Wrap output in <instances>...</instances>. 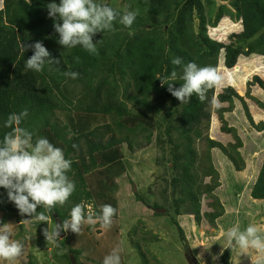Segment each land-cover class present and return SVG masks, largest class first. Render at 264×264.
Here are the masks:
<instances>
[{
	"label": "trees",
	"instance_id": "obj_1",
	"mask_svg": "<svg viewBox=\"0 0 264 264\" xmlns=\"http://www.w3.org/2000/svg\"><path fill=\"white\" fill-rule=\"evenodd\" d=\"M50 2L52 0H1L0 9V139L10 131L3 127L8 115L27 108L29 115L20 126L33 133L32 143L39 137H46L72 161L68 175L76 184V190L69 197L73 204L67 210L57 204L50 211L43 206L37 211L62 224L63 220L70 218L74 205L83 204L85 209V204L92 203L96 195V198L102 196L93 188L89 189L87 181L91 182V175L97 174L94 184L105 187L111 176H121L127 167L121 146L126 143L129 149L134 150L136 143L130 133H137L139 129L147 132V143L151 144L157 130L155 140L162 149L158 163H166L175 175L170 178L171 190H163L165 203H154V207L165 208L167 214L173 210L176 215H191L197 224H201L203 218L215 224L224 215L222 203L216 200L212 204L215 210L209 213H202L201 204L202 193L213 194L220 186V174L212 164L211 151L219 149L237 171L246 169L239 150L243 147V140L234 127H228L224 117L226 112L233 110L234 99L242 102L244 99L232 86L218 95L221 103L230 104L227 108H216L224 123L222 130L232 133L236 141L225 146L204 137L211 121L212 106L208 101L215 97V87L206 91V102H200L194 94L189 102L181 103L168 91V85H162L157 77H170L175 70L177 77L170 82L174 90L179 89L183 83L182 66L171 62L179 57L184 63L194 61L199 66L218 68L224 78L216 86L220 91L226 83L229 84L228 75L234 68H241L237 64L240 56H264V0H230L229 4L222 3L218 7L215 0H139L140 10H136L138 14L131 27H125L117 20L111 30L94 35L93 42L98 41L96 54H90L79 46L65 49L57 43L59 34L55 32L53 19L49 18L46 7ZM112 7L121 13L125 11L124 8ZM227 15L242 21L243 27L239 34L231 37L229 44L208 34V27H216L220 20V27L225 26ZM37 41L49 51L50 57L46 59L54 61L41 72L25 68V61L34 54V49L21 52V43L34 44ZM222 51L225 52L224 63L220 62ZM57 60L59 63H55ZM66 72H78L79 76L72 79L65 75ZM252 84L264 90V78L256 75L253 82H249ZM121 89L124 90L123 97L133 101L132 109L119 96ZM247 95L251 97L250 90ZM259 104L264 108L263 103ZM243 105L250 124L256 131L263 132L264 122L255 123L249 108L245 103ZM74 110L108 115L112 122L69 137L68 126L58 122L56 112ZM124 130L128 133L124 134ZM107 134L112 135L105 139ZM198 139L207 142L205 167L199 164L194 146ZM207 176L212 177L210 184L204 182ZM169 194L172 198L168 200ZM250 195L253 199L264 200V161ZM106 204L113 206L115 202ZM0 212L5 218L36 222L30 216L20 214L14 203L8 200L4 188H0ZM98 212L95 208L94 214ZM172 222L184 239V231L178 221L173 218ZM114 227L119 232L115 222ZM91 233H74L72 239L66 236L62 239L60 250L67 248L68 252L61 256L67 264H73L71 256L78 264H102L105 256L98 250L100 244ZM118 237L115 232V243ZM141 255L143 264H148L147 256ZM231 255L232 246L229 245L221 255L220 264H232ZM81 257L90 259V262L83 263ZM29 264L34 263L30 261Z\"/></svg>",
	"mask_w": 264,
	"mask_h": 264
},
{
	"label": "rangeland",
	"instance_id": "obj_2",
	"mask_svg": "<svg viewBox=\"0 0 264 264\" xmlns=\"http://www.w3.org/2000/svg\"><path fill=\"white\" fill-rule=\"evenodd\" d=\"M96 1L130 11L140 10L139 0ZM229 2L230 0H215L217 7L222 3L229 4ZM220 21L216 27H208V34L215 40L229 44L231 37L243 30L242 21H236L228 16L227 23L223 27H220ZM224 54L225 52L222 51L220 56V62L223 61V63ZM237 64L241 68L227 69L233 70L228 75L230 85L226 83L220 91L215 87V98L218 100V95L225 88L231 86L243 97L244 102L237 98L234 99L233 110L226 112L224 117L228 127H234L243 140V147L239 150L246 166L249 164L251 169L254 170L255 167L261 168L264 161V131L258 132L252 128L253 126L247 120L243 104L245 103L249 108L252 118L256 117L255 123H260L259 113L261 110L264 111V108L260 106L259 102L264 104V91L256 84L249 85V82H253L256 75L264 78V56H240ZM259 67L260 71H257ZM217 71L221 73L218 68ZM249 90L251 97L247 95ZM123 95L124 90L121 89L119 96L132 109L133 101L124 98ZM229 105L228 102H220L219 108H227ZM211 110L209 129L204 131V137L219 141L225 146L234 144L236 142L234 135L222 130L224 123L221 121L216 108L212 107ZM243 113L245 116H242ZM56 119L62 126H68L69 137L81 131H88L112 122L111 117L108 115L89 114L78 110L57 111ZM241 121L244 126L239 131ZM74 128L75 130H71ZM123 132L124 134L125 132L128 133L126 130ZM147 134V132H142L141 129L137 130V133H130L132 140L136 143L134 150L129 149L126 143L121 146L127 164L124 174V171H122L121 176H111V180L106 183L105 187H99L98 184L93 183L96 173L91 175V182L87 181L89 189L93 188L96 194L101 193L102 196L96 198V195L92 203L85 204L86 214H94L95 208L100 210L101 205L107 202H115L113 207L116 209L114 215L116 219H113L110 228L101 227L99 222L95 225L84 223L81 227V232L86 233L87 231V235L90 231L92 232L93 238L100 244L98 250L101 251L103 256L109 254L113 250L111 247L114 246L113 248L120 249L122 264H143V256L141 255L143 253L147 256L148 264H188L187 258L191 254L197 258L200 264H220L223 251L230 245L226 238V232L230 228L238 226L243 230L249 225H254L264 235V200H253L250 195L257 176L245 173V169L237 171L228 158L226 162L219 161L217 156H220L221 152L216 148L211 151L212 164L220 174V186L214 190L213 194L202 193V213L213 212L215 209L212 204L219 200L224 206V215L219 217L215 224H211L206 218L202 219L201 224H197L194 217L188 214L176 215L173 210L170 212L171 214H167V210L159 212L153 204L162 205L165 203L163 190H171L170 178L175 174L166 163H158L162 156V149L157 146L155 140L158 136L157 130L154 131L151 144L147 143ZM111 135L107 134L105 139H108ZM115 136L120 137L121 134ZM194 146L198 153L199 164L205 167L206 140L198 139L195 141ZM252 152L258 155L251 158ZM224 156L221 155V157ZM227 163L229 166L231 165L230 169L226 168ZM200 173L202 174V170H200ZM204 182L210 184L212 177H204ZM167 196L168 200L172 198L171 194ZM71 204L73 202L69 198L63 205H58L61 209L67 210ZM157 211L158 214H154ZM47 217L48 223L38 221L21 222L16 217L5 218L0 212V225L5 224L11 232V238L23 244V252L20 257L14 261H0V264H29L30 261L34 264H67L61 256L63 253L68 252L67 248L60 250L62 239L58 236L57 241H47L43 234L45 228L54 229L58 223L53 221L51 216ZM173 218L182 227L184 239L181 237L178 228L173 224ZM114 222L119 232L116 231ZM115 232L116 235H119L117 243L114 242L113 238ZM64 234L70 239H72L71 236L74 237L71 230L64 231ZM231 246L232 264H264V253L251 249L247 253H241L238 247ZM80 261L89 263L90 259L81 257Z\"/></svg>",
	"mask_w": 264,
	"mask_h": 264
},
{
	"label": "clouds",
	"instance_id": "obj_3",
	"mask_svg": "<svg viewBox=\"0 0 264 264\" xmlns=\"http://www.w3.org/2000/svg\"><path fill=\"white\" fill-rule=\"evenodd\" d=\"M46 7L49 18L53 19L55 32L59 34L57 43L65 49L79 46L90 54L98 51V41L93 42L96 33L111 30L117 20L125 27H131L138 14L127 9L121 13L96 0H59L58 3L52 0ZM30 48L34 49V54L26 59V69L41 72L46 65L54 62L46 59L50 53L42 42L21 43L22 53ZM171 62L182 66V86L174 90L170 82L177 77L175 70L170 77L157 78L162 85H168V91L181 103L189 102L194 94L200 102L208 101L206 91L220 85L224 79L211 65L199 66L194 61L184 63L179 57L173 58ZM65 75L76 79L79 73L66 72ZM208 102L213 108L220 107L215 97ZM28 115V109L25 108L19 113L9 114L3 122V127L10 131L0 139V188L7 190L8 200L14 203L21 215H28L40 223H48L47 215L38 212L37 208L43 206L50 211L57 204L63 205L76 190L74 180L68 175L72 161L46 137H39L32 143L33 133L20 126ZM115 213L116 209L110 204L101 205L97 214H86L83 204H76L70 210L69 219L63 220L60 225L56 224L54 229L45 228L43 234L47 241H57L60 230H71L79 234L84 223L95 225L99 222L101 227L110 228ZM226 238L241 253H247L250 249L264 253V235L254 225L243 230L234 226L227 230ZM22 252L23 244L11 238V232L5 224L0 225V261H14ZM102 264H121L120 249L114 248L105 255Z\"/></svg>",
	"mask_w": 264,
	"mask_h": 264
},
{
	"label": "crops",
	"instance_id": "obj_4",
	"mask_svg": "<svg viewBox=\"0 0 264 264\" xmlns=\"http://www.w3.org/2000/svg\"><path fill=\"white\" fill-rule=\"evenodd\" d=\"M2 8V4H1V0H0V9ZM260 88V87H259ZM261 90H263L262 88H260ZM264 91V90H263ZM257 109V111H259L258 110V108H256ZM263 109V108H262ZM239 112V111H238ZM259 115H260V122H264V111L263 110H261V112L259 113ZM242 116H245L244 115V113L242 114ZM254 116H255V114H254ZM262 116V117H261ZM253 117V116H252ZM256 118V117H255ZM255 118H253L254 119V121H255ZM248 120V119H247ZM257 122V121H256ZM259 123V122H258ZM257 123V124H258ZM239 126V125H238ZM244 125H243V123H242V121L240 122V130L239 131H241L242 130V127H243ZM253 128V127H252ZM264 147V146H263ZM221 152V151H220ZM221 155H223L224 156V154L221 152L220 153V156H217V158H218V160L220 161H224V162H226V159H227V157L226 156H224V157H221ZM255 155H258V154H253V152H252V154H251V158H253V156H255ZM246 162H247V160H246ZM219 168V167H218ZM226 168L227 169H230L231 168V165L229 166L228 165V163L226 164ZM259 171H260V168H257V167H255L254 168V170H252L251 169V165H249V164H247V166H246V169H245V173H248L249 175H253V174H255L256 176H258V174H259ZM254 175V176H255ZM222 176V175H221ZM256 182V181H255ZM252 198V197H251ZM253 199V198H252ZM253 200H256V199H253Z\"/></svg>",
	"mask_w": 264,
	"mask_h": 264
},
{
	"label": "water",
	"instance_id": "obj_5",
	"mask_svg": "<svg viewBox=\"0 0 264 264\" xmlns=\"http://www.w3.org/2000/svg\"><path fill=\"white\" fill-rule=\"evenodd\" d=\"M158 211L159 212H162V211L164 212L165 210L164 209H162V210L158 209ZM57 224L60 225L61 222H58ZM59 237L61 239H63L65 237V234H64L63 230H60ZM71 259H72L73 264H78L74 256H71ZM187 261H188V264H200L199 261L197 260V258L194 257L192 254L187 258Z\"/></svg>",
	"mask_w": 264,
	"mask_h": 264
},
{
	"label": "bare ground",
	"instance_id": "obj_6",
	"mask_svg": "<svg viewBox=\"0 0 264 264\" xmlns=\"http://www.w3.org/2000/svg\"><path fill=\"white\" fill-rule=\"evenodd\" d=\"M235 68L239 69V67H235Z\"/></svg>",
	"mask_w": 264,
	"mask_h": 264
}]
</instances>
